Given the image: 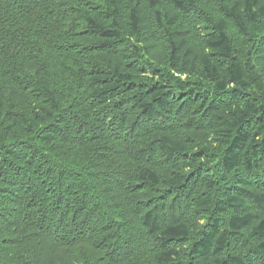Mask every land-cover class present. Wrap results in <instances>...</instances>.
<instances>
[{"label":"trees","instance_id":"16d2710c","mask_svg":"<svg viewBox=\"0 0 264 264\" xmlns=\"http://www.w3.org/2000/svg\"><path fill=\"white\" fill-rule=\"evenodd\" d=\"M0 264H264V0H0Z\"/></svg>","mask_w":264,"mask_h":264}]
</instances>
